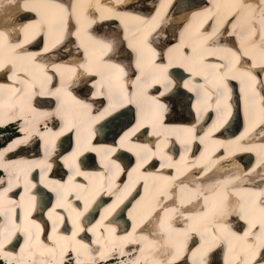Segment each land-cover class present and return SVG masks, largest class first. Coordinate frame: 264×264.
Returning <instances> with one entry per match:
<instances>
[{
	"label": "bare ground",
	"instance_id": "1",
	"mask_svg": "<svg viewBox=\"0 0 264 264\" xmlns=\"http://www.w3.org/2000/svg\"><path fill=\"white\" fill-rule=\"evenodd\" d=\"M65 1L66 2H61V0H17V3H19L21 7L27 6L37 8V12H35L36 16H34L35 13L23 14L26 19L22 22V24L28 25L42 22L45 25L44 28L42 30L37 28L23 29L20 32L22 37L20 40H17L19 35H10L8 30L0 29V32L4 34L0 37V64L4 65L0 71L7 72L10 70L7 75L8 78H3L4 82L0 83V112H2L0 123H5L7 119L9 121L23 117L24 122L21 121L20 125L26 136L15 138L14 144L17 143L18 150H25L29 147L33 150V155L38 153V150H34L30 145L36 143L39 137L45 138L47 136L48 141L53 139L52 134L60 132L65 123L63 120H60L61 126L59 129H56L55 123L58 125L59 121H54L51 116L47 119L43 117V113L54 112L61 106L62 103L61 99L54 97L55 100L53 101V97L48 95L38 96L40 102L37 100L39 105L35 109L31 108L30 110H24L23 114H19L18 112H14L13 114L12 111L11 113L8 112V108H14L15 110L20 109L19 107H15V105L22 104L25 100L28 102L32 95L35 94L36 90L43 91L45 93L54 92L58 88H63L65 90L64 108L67 112L68 118L77 126L76 131L66 133H68L70 137L73 134L79 136L80 138L86 137L84 138V142L88 140V137H90L91 134L94 135L97 129L103 128L104 125H106L109 131H112L119 126L118 121L122 118V122L127 123L133 118L134 110L135 108L137 110L140 103L139 100L131 98H124L122 104L113 101L111 98V92H108L107 89H105L107 85L110 84L111 74L108 69H105L103 72L96 67L88 69L91 73H97L100 78H102L98 86L97 75V79H94L93 77L85 79L84 77L82 78V75L78 70V64L83 65L86 68V63L84 59L79 56V50L75 47V43L69 39H72V37L76 35L79 37V42H82L83 34L76 31L72 34L73 29L65 27L64 29H71V32L62 37V31L54 26V21L59 20H63L66 25V18L68 15L67 11L64 10L65 3L68 5L69 0ZM86 1L88 0H72L68 7L69 11L71 13L75 11L76 16L78 17L77 21L79 20L80 24L83 23V26H87L89 23L95 22L99 23L103 27L102 32L94 35V38L90 43L91 45L93 44V49H96L97 47L94 44V41L97 39L105 40L107 42H111L113 40L117 41L116 47L112 52L115 55L114 61L108 63L119 64L120 67L124 68L126 75H133V70H136L135 65L138 62L141 63L140 68L144 67L147 71H150L155 67L157 68L156 72H160L159 69L163 67L167 68V71L171 73L174 69L178 73L181 72V68L178 70L176 69V66H185V64L181 62L184 61L183 55L188 57L186 58V61L187 65L190 67H193L192 64H189L191 59L195 60L194 62H196V60L199 62V66H194V71L191 70V75H182V77L177 76L174 78L175 83H181L182 86H185L190 91H185L184 94L179 92L178 96H174L176 93V91H174V93L170 95L166 94L165 97H160L158 92H154L153 90H150L145 94V102L155 97L160 103L165 105L171 103L167 112L168 114H173L174 118L170 121V123L166 122L164 124L162 122V126L158 128L159 126L157 124L146 120V117L148 116L146 114L141 120L140 116L137 119L136 125L133 127L134 130L139 128V130L136 131L138 139H140V137L144 140L148 139L147 135L149 130L153 131L150 138L154 137L156 139V137H158L159 149L156 153L159 152L161 155L165 153L164 148L168 137L176 136L178 143L180 142L181 145L179 146L180 150H182V155L177 158L170 155L168 157L164 155L165 164H171L175 170L184 168L190 169L185 181L187 180L189 183L192 181V183L196 182L198 184H203L204 188L205 186L210 189L214 188L213 190L215 191L211 190L209 192L210 194L217 192L215 193L216 197L213 196L212 207L216 204V202H218L220 196H224L227 193L222 190L223 188L227 190L230 189V191L238 195L237 200L233 196L229 195V198H227L225 202V207H222L217 203V209L227 208L229 210V214L223 219L217 218V222L212 223L215 230H209L205 233L207 238H205L206 241L204 245L200 248L190 247L188 249L189 251H182L180 246L175 244L173 239H169V236L175 235L179 230H184L189 228V226H194L197 221H208L209 217L207 214L205 217L201 212L197 210L192 211L190 208H176L173 206L174 204L172 202L163 203L165 199L163 197L164 195L178 194V188L182 185V182L178 177L173 176L167 170H162L152 174L147 177V179L152 180L154 178H158V181L161 183L162 180L168 181L171 183L173 188L163 196L159 194L156 202L158 207V217L155 215L151 217L150 220H146L145 217L146 222L143 230L150 226L152 233L156 236V238H152L147 231H137L134 237L124 240V243H127V245L124 244L126 252H139L138 256H131L128 261L131 263L134 261L136 264L139 260L143 259V264H166V262H164L161 258L152 259V257L157 255L156 249H159V252L161 253L169 251L171 256L170 262L173 264H187L188 262L186 258L187 256L185 259H177V253H179V256L188 255L193 261V264H219V259L217 257L218 249L217 251L211 253L209 252V255H207L205 259L201 257L210 249L211 246H213L211 244L214 240H217L218 243L219 239H221L222 243L226 246L225 250L227 256L234 258V261L231 264H248V262L242 258V255L245 254L244 252L246 250L245 245H243L244 243L251 245L250 252L248 253L249 262L251 264H264V257L260 258L259 253L261 252H259L258 249H255V246L257 247L262 242L261 225L264 224V208L261 206L262 201L264 203V180L256 183L258 178L264 176V163L260 168L255 169L256 172L252 175V177L248 176V174H250V170L247 168H250V166H247L245 169L244 166L240 165L241 159L247 160L251 155L252 157L255 155L258 156L256 153H248V150L253 152H256L257 150H264V142L262 141L264 136L261 138L258 136L259 132L264 130V0H214L216 9L204 5L205 2H208L209 0H198L197 4L188 10H185L184 7L186 6L185 4L189 2L188 0H123V2H118V0H110V2H108L109 0H95L97 3H94L91 7L96 8L98 11L97 13L92 12L89 15H86L85 12L82 14H80L79 11L76 12V10L80 9ZM127 2L131 3L125 7L128 8L127 10L123 7L117 8L118 4H127ZM201 3L203 5H200ZM0 5L3 6L0 7V15L4 16L6 20L15 15L16 8L9 4V0H0ZM233 16L235 18H233ZM101 19L105 20H103V22H99ZM108 19H111V21H108ZM120 30L122 32H120ZM214 30H217L215 36L212 35ZM40 33L44 34V44L39 42L38 39L32 41L34 36ZM238 35L239 40L242 42L238 48H236L235 43H232L231 46H227V42H225L226 38L228 36H235L237 39ZM209 37H211V39H209ZM124 38L130 48V52L125 48L124 44L121 45L119 42ZM25 39H30L29 43L32 42L31 44H27V46H30L28 49L24 46ZM57 41H59V44H57ZM17 44L23 45V48L17 49ZM53 45H56V47H52ZM81 45L85 47L84 44ZM46 47L50 49L47 53L43 51ZM186 47L190 50L187 54L185 52ZM132 50L134 51L133 54H131ZM152 50H154L157 54L155 56V63H148L145 65L141 60V53L150 57L152 55ZM102 51L104 52V50ZM178 51L183 55H178V53L174 60V55ZM220 51H224L220 54V57L223 60L219 59ZM103 52H101L102 57H104L103 60H106V56L103 55ZM161 52L165 54L164 60H161L158 55ZM37 53H39V55H36ZM59 53L68 54L69 56L67 59L59 58L57 61L50 60L53 55L60 56ZM233 53H236V55L234 56ZM99 54H97V56H99ZM237 57H239V59H237ZM248 57H250L252 61L249 62V65H246V63H248ZM40 59L42 61H40ZM169 64L171 65L170 67L168 66ZM187 65L186 68H188ZM40 66H42V68ZM172 67H174V69ZM222 67H226L228 72L223 73V70H217ZM211 68L215 69L212 77L216 76L211 82V85L217 84V87H219L221 85H227V82H230L231 79L239 81L238 88L242 92L236 99H234L236 103L234 107L226 102L225 94H222V96H219L216 100L213 97L210 101H208L207 98L204 101L202 96H200L197 103H195L194 100H192V103L190 100H183L185 97L192 95L193 91H199L198 86L206 85L204 80L206 78L205 75L209 73L208 69ZM73 69H76V73H73ZM67 70L69 79L67 80L62 78L60 79L61 84H59L60 75L64 76ZM53 72H56V76L53 77L51 82L46 83L44 81L47 79L46 76L52 77ZM39 74L41 75L40 79L38 78ZM175 75H177V73H175ZM117 76L118 78L112 79L113 82L110 86L120 87L121 95L123 96L128 90L129 83H134L135 80L126 76H119V74H117ZM80 78L87 80L88 84H90L89 88H84V96H82L83 92L77 88L79 84H81L79 80ZM57 80L59 81L56 82ZM147 82L151 83L152 81ZM172 83L173 82H170L169 85ZM142 84L140 86H142ZM105 85L106 87L102 89ZM93 86V91L95 90L94 92L91 91ZM255 87L257 89L259 88L258 92H256ZM17 88L22 90H17ZM98 89L101 93H103V95L98 96V98L94 100L95 97H97L95 93ZM135 90L137 91V89ZM251 91L252 93L250 94ZM91 92L92 96L90 97ZM140 93H144V91ZM103 96H106L105 99L108 101V105L104 107H102ZM73 97L75 99H73ZM260 100L262 109H254L253 107L258 106H253V104ZM78 101L90 105L91 111L82 108L81 105L77 103ZM239 101L242 102L239 106L240 110L238 109ZM6 102L7 107L4 105ZM127 104L128 107L122 109V107ZM133 104L135 108L132 107ZM234 108L237 111L234 110ZM206 109H217V115L215 116L213 125L200 133L201 127L199 128L198 123L194 124L193 122H189V120L192 117V112L194 110L198 113V116L201 117L200 113ZM232 109L235 112L233 113L235 118L243 115V122L239 125V121L237 119L232 121L239 125L233 127V135H227L224 137L218 136L217 129L221 124L228 120V115ZM109 114L111 115V118L108 120L106 117ZM167 119L169 121L170 117ZM107 120L108 122L106 124ZM38 122H40L39 125ZM26 123H29L28 127L31 128L30 130L27 129ZM260 123H262V125ZM44 124L47 126V129L51 130V132L46 131L45 127H41V125L44 126ZM259 125L261 127L258 129L257 126ZM198 128L199 131H197ZM123 129L124 128H122L120 132ZM132 131L133 130L130 129L120 136L119 140L121 145L123 144L124 148H129L134 145L128 144L130 140L128 135ZM191 132H196L194 137L198 139V150H205L208 147H210V150H217L218 148L219 150H227L228 153H233L231 150H235L236 154L233 156V160L227 159V154L223 155L221 152L211 155L207 160H205L207 157L201 158L195 154L187 155L188 150L191 149V140L188 138ZM107 138L108 137L105 136V139ZM3 139H5L4 135L0 134V140ZM19 141H25V143L27 142L30 145L27 146L25 143L20 144ZM1 142L2 141H0V143ZM11 146L12 145H10L9 148ZM85 148L87 149V145H80L73 150L81 151ZM112 148H115L112 144L111 146L107 145L106 148L103 147L102 144H98L94 149L108 159L107 153L109 154L110 152H106V150ZM7 151L8 150L0 151V166L3 168L5 164L6 167L11 166V171H8L6 175H12V179L15 177L16 180L23 167L20 164L11 165L10 158L14 157V154ZM121 155H125V153L122 152ZM195 165H201V168H194ZM220 169L225 170L226 173L231 171L238 173L225 174V172H218ZM212 170L213 172L210 174ZM60 172L61 169L56 167L55 173L53 172L51 175H57ZM215 175H217V185L213 187L211 184ZM237 177L242 179L238 182L245 185H247V181H249V187L233 183ZM8 178L10 179V177ZM193 178L197 179L194 180ZM230 180H234L232 181V186L228 185L231 184ZM45 182L46 184H44L49 186H47L48 191H56V184L62 185L64 191L67 193L63 199H68L69 202L73 199V192H71V195H68V185L61 182L60 179L53 178L52 180H46ZM54 182H56V184H54ZM15 184H12L11 186ZM77 184L78 182H74L71 184V187L74 189ZM0 189H2L0 190L1 196L4 194L3 190L5 188L3 185H0ZM198 190L199 186L191 187L190 184L183 185L180 194L181 197L177 200V202L179 203L182 199H188L192 192L196 194ZM73 191L74 195L77 194V196L82 193H77V190ZM203 191H199V194ZM153 192L154 194L159 193V188L157 187L153 190ZM56 194L61 197L58 192H56ZM36 195V193L31 194L33 198H35ZM258 196H260L261 201H257L256 198H254ZM202 197L207 198V195L202 194ZM237 201L238 212L236 213H238V215H244L247 209L258 206L253 213L249 214L247 210V216L244 215V221L248 220L250 221L249 224H255V227L251 228L250 234L247 237L245 236V232H248L249 228H245L242 232H237L233 219L230 216V213L235 212V204ZM146 203L148 205L147 199L144 200L141 205H145ZM23 204L26 205L25 209L28 210V201L23 202ZM241 206L244 208L243 212H241ZM4 208H7L9 211L12 210L10 205L4 206ZM90 210H92V208H90ZM174 210L180 211V220L185 218L183 220L185 223L188 217H198V219L196 220L195 218H191L189 220V225L181 224L179 226H170L168 229L165 226H161L158 220L161 219L162 215L165 214L168 218ZM214 210H216V207ZM75 212L79 213V210L75 209ZM55 214L61 215L59 212H55ZM237 219H239V216ZM114 226L119 227L120 224H115ZM16 227L21 230H23V228L26 229L25 233L28 240L26 245H29L32 240L36 239L38 234L37 224H28L26 226L16 224ZM4 228L5 226H2L0 231H3ZM160 229L168 230L169 236L159 235L158 230ZM198 231V229L193 227L188 235L191 236L193 232L197 233ZM211 231H213L214 238H210L209 236ZM233 233L235 235H233ZM230 234H232L233 238L229 236ZM116 236L121 238L122 234L117 233ZM42 237H44V235H42ZM4 239L5 236L2 237V240ZM144 239L151 242L150 251L142 249L138 250L139 242L142 243ZM249 241H255L258 245H253ZM192 243L193 245L195 244L194 241H192ZM219 245L221 244L219 243ZM79 248L81 251H84L86 247L82 242H79ZM0 251L1 254L8 253L7 250H2L1 247ZM30 251L31 250H29V252ZM21 252L19 251L16 255L12 256V258L20 262L27 261V259L23 258L24 255ZM29 252L25 253L26 257Z\"/></svg>",
	"mask_w": 264,
	"mask_h": 264
},
{
	"label": "snow or ice",
	"instance_id": "2",
	"mask_svg": "<svg viewBox=\"0 0 264 264\" xmlns=\"http://www.w3.org/2000/svg\"><path fill=\"white\" fill-rule=\"evenodd\" d=\"M118 2H123V0H118ZM9 4L14 6L16 8V13L14 16L9 17L7 20L4 18V16L0 15V28H4L6 30H8V33L11 34H16L17 36L20 34L21 30L23 29H27V28H37V29H43L44 28V24L42 22H37L36 24H28V25H24L22 24V19L26 18L23 16L24 13H35L37 12V8L36 7H21L19 3H17V0H9ZM0 7H3L2 5H0ZM64 11H67L66 9ZM70 18V17H69ZM233 18H235L233 16ZM54 26L57 27L59 30L63 31V29L66 27L65 22L63 20H59V21H54ZM216 31H213V36L216 35ZM4 34L2 32H0V37H2ZM35 35V34H34ZM119 35V34H117ZM209 39H211V37H209ZM30 42V39H25L24 43L27 44ZM120 44H123V40L119 41ZM116 40H113L111 42H107L105 40H101V39H97L94 41V44L96 46H98L99 48H101L102 50H104V52L106 54H110L113 52L114 48L116 47ZM57 44H59V41H57ZM52 47H56V45H53ZM81 47H83V45H81ZM17 49H22L23 45L21 44H17L16 45ZM45 53L49 52L50 49L49 48H44L43 50ZM190 50L186 47L185 48V52L186 54L189 52ZM36 55H39V53H37ZM157 54L155 53L154 50H152V55L149 56H145L144 53H141V60L144 62L145 65H147L148 63H155V56ZM161 60H164L165 58V54L163 52L158 54ZM233 55L235 56L236 53H233ZM247 55V54H245ZM237 59H239V57H237ZM169 67L171 66L170 64L168 65ZM4 67L3 64H0V69H2ZM107 69L109 70L111 76H110V82L111 79H115L118 78L117 74H119V76H125V70L124 68L120 67L119 64H115V63H108L106 65ZM141 67V63L138 62L135 65V68H140ZM255 67V66H254ZM78 68L81 70L80 74L81 75H92V73L86 69L83 65H79L78 64ZM160 72H166L167 68H163L161 67ZM73 72L76 71V69L72 70ZM222 71V69H221ZM56 76V72H53V76L52 77H47L46 79V83L47 82H51V80L53 79V77ZM133 76L136 77V81H141L143 82L142 86H137V84L135 83H129L128 87L131 88H136L137 92H143L145 89L147 88H151L153 87V84H159L161 83V81L159 79H155V73H151V72H144L142 71L141 74L139 76H136L135 70H133ZM151 80V83H148L147 81ZM88 86V81L84 80L83 81V87L80 89L81 91H84V88H86ZM226 87V85H225ZM168 84H165V90L164 91H159V89H157V91L159 92V96L160 97H165L167 91H168ZM64 89L63 88H58L56 89V91L54 92H48L45 93L43 91H41L39 93V95L44 96V95H48V96H52V97H56L58 99H61V106L58 107L54 112L52 113H43V117L45 119H47L49 116H51V118L54 121H60L63 120L64 123V127L61 129L60 132L58 133H54L53 135V139L48 141V153L47 154H51V149L55 147V137L58 136H62L65 134V132H71V131H76L77 126L75 124H73L71 122V120L68 118L67 112L64 108ZM133 95H135L136 93H132ZM96 96H101L103 95V93H101L99 91V89L97 90V92L95 93ZM111 98L113 99L114 102L116 103H123V99H122V95H121V88L120 87H113L111 90ZM73 99H75L73 97ZM131 102V101H129ZM81 105L82 108L87 109L88 111H91L90 105L88 104H84L83 102H77ZM146 111L149 113L154 114L155 117V121L157 123H162L163 119H164V114L167 113L168 108L165 104L160 103L159 100L155 97L151 98L150 100H148L146 102ZM45 129L48 132H51L50 129H47V126L45 125ZM139 128L135 129L133 132L129 133V136L135 135V132L138 131ZM191 131V130H189ZM20 144L25 143V141H19ZM121 147H123V144L121 145ZM85 151L87 150L86 148L84 149ZM91 151H96V149H91ZM110 153H114L115 151H117V149L112 148L107 150ZM143 151V159L141 161V164L138 165V167H142L143 164L148 163V161L154 157H156L157 153L156 152H152L151 150H149L146 146L145 148L142 150ZM82 151H78L76 153L73 154V157L71 158L73 161V164H75V160L76 157L79 155H82ZM170 159V158H169ZM70 167L72 165H69ZM50 167V166H48ZM162 167H172L171 164H165L162 165ZM104 168H105V172L106 173H112L115 172L116 175H119L120 172H122L123 170L120 168V165L115 164L114 162L108 161L104 164ZM76 177H83L84 179H89L90 177L88 176V174L80 171V167L79 165H76L74 168V173L73 176L70 177L69 179L72 180ZM5 183V181L0 180V185H3ZM57 190L59 192V195L61 196V198H64L65 195H67V193L64 191L63 186L62 185H57ZM57 207H62V205H57ZM215 208V206H213V209ZM244 211L243 206H241V212ZM215 216L219 219H223L226 215L229 214V210L227 208H221L218 212H214ZM6 215V213L4 214H0V219H3V216ZM240 220H244L245 217L244 215H240L239 216ZM255 227V225H250L249 227V231L245 232V236L247 237L250 234L251 228ZM37 228H39V225H37ZM261 233L262 235H264V224L261 225ZM233 235H235L233 233ZM227 238V237H226ZM3 243H11V236H6L5 240ZM0 246H3V244H0ZM103 253H101V257L103 258ZM176 258H179V253H177Z\"/></svg>",
	"mask_w": 264,
	"mask_h": 264
},
{
	"label": "rangeland",
	"instance_id": "3",
	"mask_svg": "<svg viewBox=\"0 0 264 264\" xmlns=\"http://www.w3.org/2000/svg\"><path fill=\"white\" fill-rule=\"evenodd\" d=\"M189 2H187L184 6L185 7V10H188L190 9L191 7L195 6L198 2V0H188Z\"/></svg>",
	"mask_w": 264,
	"mask_h": 264
}]
</instances>
